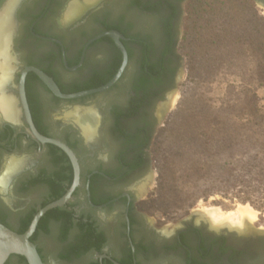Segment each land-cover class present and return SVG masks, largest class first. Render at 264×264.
<instances>
[{
    "label": "flooded vegetation",
    "instance_id": "obj_1",
    "mask_svg": "<svg viewBox=\"0 0 264 264\" xmlns=\"http://www.w3.org/2000/svg\"><path fill=\"white\" fill-rule=\"evenodd\" d=\"M10 1L0 0V11ZM183 1L14 0L13 69L0 97L12 99L15 116L0 109V220L18 230L74 179L67 154L36 140L26 114L40 134L71 149L79 168L70 198L51 209L63 216L44 217L34 237L44 264H264L263 228L190 218L160 230L139 204L151 179V138L181 66ZM39 73L62 95H84L63 98ZM71 109L93 114L90 138L74 115H64ZM47 234L56 240L42 250Z\"/></svg>",
    "mask_w": 264,
    "mask_h": 264
},
{
    "label": "trees",
    "instance_id": "obj_2",
    "mask_svg": "<svg viewBox=\"0 0 264 264\" xmlns=\"http://www.w3.org/2000/svg\"><path fill=\"white\" fill-rule=\"evenodd\" d=\"M235 5H204L186 37L188 86L156 156L163 208L185 210L219 194L264 212V18L239 0ZM60 209L40 219L33 243L44 217H61ZM30 222L14 231L24 232ZM12 257L28 264L22 256L5 264Z\"/></svg>",
    "mask_w": 264,
    "mask_h": 264
},
{
    "label": "rangeland",
    "instance_id": "obj_3",
    "mask_svg": "<svg viewBox=\"0 0 264 264\" xmlns=\"http://www.w3.org/2000/svg\"><path fill=\"white\" fill-rule=\"evenodd\" d=\"M238 0H184L182 3V13L179 20V34L177 41V52L181 57V66L178 73L176 86L170 95L168 105L164 111L155 133L151 138L150 152L152 158L151 179L145 187L139 204L145 212L146 219L160 230H170L180 226L184 220L192 218V221L198 222L204 219L211 226H226L228 228H236L242 230L264 229V212L254 208L249 203H241L237 199H231L223 195H211L206 198H200L185 210H177L174 207L163 208L162 203L157 200V179H158V150L162 148L167 139V133L164 131L166 121L170 114L177 113L178 107L183 99L184 91L188 86V63L187 50L189 49L186 37L191 36L192 24L199 22L198 17L202 16L204 5L210 10L218 9L220 6L232 7L236 6ZM243 5H248V10L255 11L257 16L264 18V7L257 4L254 0H239ZM91 108V106H89ZM88 108V110H90ZM75 109H77L75 107ZM76 110H68L66 113H74ZM83 113V112H82ZM74 115V114H64ZM75 119V117H74ZM76 121V120H75ZM77 123V122H76ZM78 124V123H77ZM162 146V147H161ZM249 208L254 213V218H245L239 214L241 210ZM55 239L54 235L47 234L45 238L40 240L42 250L50 240ZM56 240V239H55ZM9 264H19L17 259H11Z\"/></svg>",
    "mask_w": 264,
    "mask_h": 264
},
{
    "label": "water",
    "instance_id": "obj_4",
    "mask_svg": "<svg viewBox=\"0 0 264 264\" xmlns=\"http://www.w3.org/2000/svg\"><path fill=\"white\" fill-rule=\"evenodd\" d=\"M110 35L116 40V34L114 32L110 33ZM39 75L43 78V80L50 86V88L56 94H58L59 96H61L63 98H74V97H77L80 95H84V93L74 94L71 96L62 95L59 92L57 86L52 82L51 79L47 78L45 75H43L41 73H39ZM116 78H117V76L114 77V79L111 82H109L107 85H105L101 88H98L96 90H93V91H100V90H104V89L108 88ZM21 79L23 80V77ZM20 86H22V84ZM21 96H22V101L24 103V106L27 110V107H26V104L24 101V95H23L22 91H21ZM165 108H166V106L164 107V110H165ZM26 118H27V123L30 127V130H31V132H32V134L36 140L40 141L41 143L54 144V145L58 146L60 149H62L67 154V156L69 157V159L71 160V162L73 164L74 179H73V182H72L70 188L67 190V192L61 198L56 199V200L48 203L44 207L40 208L34 214L29 226L27 227V229L24 232L18 233V232L10 229L9 227H7L6 225H4L0 222V264H5L6 261L11 256H22L25 258V260L27 261L28 264H44L40 254L37 250L36 244L33 243L30 240V238L33 235V233L35 232L37 225H38V222L41 219V217L47 211L65 204L66 201L70 198V195L73 192V190L75 189V187L77 186L78 180H79V168H78L77 160H76L74 153L71 151V149L59 140L51 139V138L45 137L42 134H40L36 130V128L34 127L32 120L30 118V114H26Z\"/></svg>",
    "mask_w": 264,
    "mask_h": 264
},
{
    "label": "bare ground",
    "instance_id": "obj_5",
    "mask_svg": "<svg viewBox=\"0 0 264 264\" xmlns=\"http://www.w3.org/2000/svg\"><path fill=\"white\" fill-rule=\"evenodd\" d=\"M14 5V0H11L2 10L0 11V90L4 86V84L8 81L11 75V61L12 56L9 53V41L12 35V23H11V13ZM76 9L75 5L70 7V11L68 14H72V12ZM0 109L7 114H4L8 118H13L15 114H12L13 111V101L10 98L0 97ZM74 114L76 122L83 130V134L86 138H90L92 133L94 132L93 124V114L89 113H70ZM17 116V115H16ZM15 163L12 162L7 167V172L12 170L11 167H14ZM6 172V173H7ZM4 178L0 180V184H3ZM243 219L245 218H254V213L249 208H245L239 213Z\"/></svg>",
    "mask_w": 264,
    "mask_h": 264
}]
</instances>
